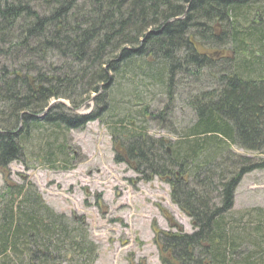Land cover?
Listing matches in <instances>:
<instances>
[{
	"label": "trees",
	"instance_id": "obj_1",
	"mask_svg": "<svg viewBox=\"0 0 264 264\" xmlns=\"http://www.w3.org/2000/svg\"><path fill=\"white\" fill-rule=\"evenodd\" d=\"M217 53L223 57L209 55ZM131 68L148 70L170 101L180 85L200 89L186 101L195 121L175 149L130 123L114 137L124 151L117 160L164 179L191 222V234L154 229L161 264H237L241 246H232L226 216L243 177L264 170V160L239 157L230 146L264 152V0H0V170L20 160L38 123L78 129L91 120L52 115L61 103L44 115L51 100H68L75 111ZM102 106L100 113L110 109ZM172 106L157 118L172 116ZM7 182L0 259L20 264L35 246L33 255H43L37 264H51L50 250L86 262L82 229L76 235L40 197Z\"/></svg>",
	"mask_w": 264,
	"mask_h": 264
},
{
	"label": "rangeland",
	"instance_id": "obj_2",
	"mask_svg": "<svg viewBox=\"0 0 264 264\" xmlns=\"http://www.w3.org/2000/svg\"><path fill=\"white\" fill-rule=\"evenodd\" d=\"M130 71L118 73L112 90L106 93L102 89L99 97L91 95L75 111L68 100H51L53 107L58 102L64 105L52 115L63 112L72 119L87 116L91 120L78 129L38 123L41 125L22 144L20 160L0 170V195L6 191L7 181L10 186L25 187L56 215H63L70 231L78 235L82 229L91 249L86 258L89 264H161L154 229L192 232L190 220L171 202V188L165 180H150L117 160L124 151L116 146L114 137L127 132L130 123L133 128L147 130L154 139L168 140L169 149H175L195 121L186 101L200 89L180 85L170 101L168 89L150 78L148 70ZM201 80L206 82L204 77ZM98 98L110 103L107 112L100 113L103 101L99 104ZM167 103L173 105L172 116L158 119ZM230 152L253 161L264 160V152L237 146H230ZM226 218L232 229V246H241L235 263L264 264V170L243 177ZM33 251L31 256H21L20 264L39 263L43 255L38 258ZM45 256L51 264H86L82 254L71 251L50 250ZM14 259L12 254L10 261ZM5 263L0 259V264Z\"/></svg>",
	"mask_w": 264,
	"mask_h": 264
},
{
	"label": "flooded vegetation",
	"instance_id": "obj_3",
	"mask_svg": "<svg viewBox=\"0 0 264 264\" xmlns=\"http://www.w3.org/2000/svg\"><path fill=\"white\" fill-rule=\"evenodd\" d=\"M211 57H213L214 59L215 58H220L221 57V55H222V57H223V53H217V54H214V55H212V54H209ZM220 56V57H219ZM208 84H206V86H207ZM200 88V87H199ZM173 109L174 108H172V112H173ZM162 139V138H161ZM166 141V143H170L169 141H167V140H165Z\"/></svg>",
	"mask_w": 264,
	"mask_h": 264
}]
</instances>
